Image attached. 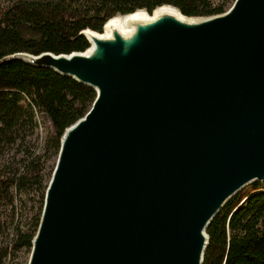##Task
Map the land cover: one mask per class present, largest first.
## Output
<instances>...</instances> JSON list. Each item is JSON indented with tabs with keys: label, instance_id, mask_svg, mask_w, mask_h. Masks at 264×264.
Listing matches in <instances>:
<instances>
[{
	"label": "water",
	"instance_id": "1",
	"mask_svg": "<svg viewBox=\"0 0 264 264\" xmlns=\"http://www.w3.org/2000/svg\"><path fill=\"white\" fill-rule=\"evenodd\" d=\"M80 35L84 51L4 58L96 93L60 138L27 264H204L215 217L264 183V0Z\"/></svg>",
	"mask_w": 264,
	"mask_h": 264
},
{
	"label": "trees",
	"instance_id": "2",
	"mask_svg": "<svg viewBox=\"0 0 264 264\" xmlns=\"http://www.w3.org/2000/svg\"><path fill=\"white\" fill-rule=\"evenodd\" d=\"M228 3L0 0V228L4 220L12 233L7 244L0 247V264H27L28 259L20 260L19 253L31 251L60 138L68 126L85 115L96 97L92 88L71 77L4 58L17 52L84 51L89 43L80 35L82 30L102 31L111 17L137 9L152 11L171 4L189 16H210L225 12ZM39 114L51 125L42 153L35 150ZM7 154L10 158L5 159ZM52 160L54 165L47 172ZM254 186L261 189L264 183ZM246 196L240 193L233 197L210 224L204 264H264V191L242 204Z\"/></svg>",
	"mask_w": 264,
	"mask_h": 264
},
{
	"label": "rangeland",
	"instance_id": "3",
	"mask_svg": "<svg viewBox=\"0 0 264 264\" xmlns=\"http://www.w3.org/2000/svg\"><path fill=\"white\" fill-rule=\"evenodd\" d=\"M212 1L214 3H219V2H223L225 0H212ZM233 1L234 0H229V3L227 5L228 8L232 5ZM37 119H38L39 127L37 130V136L35 137V139L37 141L35 150L37 153H42V152H44V148L46 146V140H47L48 134L50 132L51 125H50L49 119L42 114L37 115ZM11 155H12V153H11ZM8 158H10L9 154H7L5 156V159H8ZM53 165H54V160H52L48 163L47 172L50 171V169L53 167ZM47 177H48V175H47ZM254 190H256L255 186L252 185V186L246 187L240 193L248 195V194L252 193ZM30 206H31V203H28V207H30ZM11 237H12L11 229L7 227V223H5V221L3 220L2 221V227L0 228V247L7 244L8 240ZM19 254H20L19 255L20 260H27L29 258L30 252H28L25 249V250L21 251Z\"/></svg>",
	"mask_w": 264,
	"mask_h": 264
},
{
	"label": "bare ground",
	"instance_id": "4",
	"mask_svg": "<svg viewBox=\"0 0 264 264\" xmlns=\"http://www.w3.org/2000/svg\"><path fill=\"white\" fill-rule=\"evenodd\" d=\"M166 9L167 8H163L161 11L166 12ZM145 18L146 16L143 14H135L133 16L126 17V18L114 19L107 25V33H110L115 28L125 30L126 27L129 26L132 22L137 21V20H143Z\"/></svg>",
	"mask_w": 264,
	"mask_h": 264
}]
</instances>
